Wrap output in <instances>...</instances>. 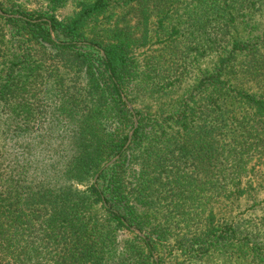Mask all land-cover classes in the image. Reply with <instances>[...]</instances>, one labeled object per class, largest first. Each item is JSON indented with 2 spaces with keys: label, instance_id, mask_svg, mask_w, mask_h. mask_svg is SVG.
I'll return each mask as SVG.
<instances>
[{
  "label": "trees",
  "instance_id": "trees-1",
  "mask_svg": "<svg viewBox=\"0 0 264 264\" xmlns=\"http://www.w3.org/2000/svg\"><path fill=\"white\" fill-rule=\"evenodd\" d=\"M66 2L0 1V264H264V214L237 211L258 201L264 36L225 34L261 30L264 0H117L139 21L111 33L115 0L60 21ZM186 41L216 58L181 93Z\"/></svg>",
  "mask_w": 264,
  "mask_h": 264
},
{
  "label": "rangeland",
  "instance_id": "rangeland-1",
  "mask_svg": "<svg viewBox=\"0 0 264 264\" xmlns=\"http://www.w3.org/2000/svg\"><path fill=\"white\" fill-rule=\"evenodd\" d=\"M0 1L8 7H12V6L13 7H20V8L29 10V11L46 10L48 8V5H49V0H0ZM117 4H121V2H117V0H115V9L113 10V14L110 13L108 17L103 19L105 22V26L107 27L106 33H111V32H108V30H113L114 28L116 29L117 27H119V29H127L129 27L134 28L136 23L139 21V12L137 11L138 7L136 5L131 4L130 6L119 7ZM0 9H1V6H0ZM78 10H79V8H78V3L76 2V0H67L66 4L57 10L56 15L58 16V19L60 21H68V19L73 17L78 12ZM1 11H2V9H1ZM170 26H173V25L170 23ZM166 27L169 29V27L167 25H166ZM134 31H135V29H134ZM241 31H242V29H241ZM263 31H264V25L262 26L261 30L254 31V33H249V31H246L244 29V31H242L241 33H228V34L225 33V34H226V37H228V38H230L231 36H235V37H241L242 39L248 40L252 37L264 36V33H262ZM182 34H187V33H185L183 31ZM209 35H211V33H207L208 37H209ZM186 36L188 38V35H186ZM203 37H205V35H203L202 37L200 36V37L196 38L198 41V44L202 43ZM189 41H191V40H189ZM189 41L183 42L184 46H182V50L185 51L186 53H188L189 55H191L190 58L193 59L195 57H198L197 52L195 50V47H198V44L194 43V42H189ZM185 45H190V46L192 45V46L190 47V49H187L185 47ZM156 47H160V46L157 45ZM200 47L202 48V46H200ZM214 48L216 50L218 49L216 44H214ZM213 52H215V51H210L208 53V55L205 56L204 58H201L202 56H199L198 62L193 63V65L190 67V75L188 76V78L186 79V82L183 84V86L181 88V91H180L181 93L186 91L189 88V86L194 84V81H195L194 79L196 78L197 74H199L200 70L203 71V70H207V69L211 68L212 64L215 62L214 59L216 58V57H214ZM123 98H126V96H123ZM43 102H44V105L48 104V102L46 100H44ZM127 102H128L127 104H128L129 110L131 111V109H132V111L135 115L134 105H132V103H130L128 99H127ZM139 104L140 103H138V105ZM138 105H137V107H139V108H142L144 106V104H142V103H141V106L140 105L138 106ZM137 121H138V119H137ZM135 129L136 128H135V122H134V129L133 130L135 131ZM130 133H129V136H130ZM132 137H133V135H132ZM7 142H8V140L6 141V143ZM52 143L55 144L54 141H52ZM59 143H63V146H62L63 148H66L68 145V141L66 139L65 140L58 139V144ZM12 163H14L12 157L5 161L7 173L12 172L11 171V168H12L11 164ZM255 180H256L255 185H257L258 190L252 191L251 194H249V195H254L257 193V197H258L259 202L258 201L253 202L252 198H245L241 203H239L240 206H239V209H237V211H238V214H240V215L243 214V216H245V217L251 216L257 221V219H259V218L262 219V214H264V211L262 212V205H261L262 200L264 199V162L261 163L260 165H258L257 176H256ZM262 184H263V186H259ZM262 187H263V189H262ZM80 188H82V187H80ZM246 196H248V195H246ZM139 209H141L140 206H139ZM135 233L139 236L144 235L143 233H138V232H135ZM132 238L133 237L129 233L123 232L119 238V240L121 242V246H123L125 241L132 240Z\"/></svg>",
  "mask_w": 264,
  "mask_h": 264
},
{
  "label": "water",
  "instance_id": "water-1",
  "mask_svg": "<svg viewBox=\"0 0 264 264\" xmlns=\"http://www.w3.org/2000/svg\"><path fill=\"white\" fill-rule=\"evenodd\" d=\"M0 15H3V12L1 11V9H0ZM123 99H124V101H125L126 103H128L126 98H123ZM130 109H131V108H130ZM131 111H132V109H131ZM132 113H133V111H132ZM134 122H135V128H136L137 125H138V121H137L136 117H134ZM133 133H134V130L130 133L129 140H128V143H127L125 149H127L128 146L130 145L131 140H132V135H133ZM118 159H119V156L115 157L112 161H110V162L104 167V169L110 167L111 165H113ZM102 170H103V169H102ZM97 177H98V175L96 176V179H97Z\"/></svg>",
  "mask_w": 264,
  "mask_h": 264
}]
</instances>
